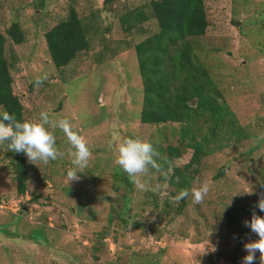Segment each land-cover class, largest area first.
<instances>
[{
  "label": "rangeland",
  "instance_id": "rangeland-1",
  "mask_svg": "<svg viewBox=\"0 0 264 264\" xmlns=\"http://www.w3.org/2000/svg\"><path fill=\"white\" fill-rule=\"evenodd\" d=\"M71 5L88 24L91 46L57 68L44 33ZM103 5V0H0L2 31L13 21L24 30L22 43H6L24 120L38 121L42 111L67 118L92 153L80 181L69 185V145L56 130L65 156L48 165L26 160L27 190L19 194L11 156L0 147V198L6 197L0 203V264H241L243 243L257 239L243 221L250 220L258 195L236 194L251 186L260 193L264 172V0H205L208 26L191 39L193 53L247 136L202 158L190 188L207 180L210 191L200 204L186 198L180 212L174 187L160 172L150 170L142 178L148 190L133 185L128 191L116 178L115 145L129 137L176 144L179 124L139 121L143 84L134 44L148 32H124L117 16L135 8L150 15L148 0ZM143 26L157 30L151 17ZM38 77L47 79L36 86ZM191 155L186 149L171 165L181 167ZM221 165L228 168L215 180ZM149 191L159 201L157 209L149 207Z\"/></svg>",
  "mask_w": 264,
  "mask_h": 264
},
{
  "label": "trees",
  "instance_id": "trees-1",
  "mask_svg": "<svg viewBox=\"0 0 264 264\" xmlns=\"http://www.w3.org/2000/svg\"><path fill=\"white\" fill-rule=\"evenodd\" d=\"M113 1L103 0V6ZM148 6L150 15L142 8H135L127 9L117 17L126 33L148 32L134 44L143 84L139 121L153 125L179 124L176 144L168 142L162 145L150 141L159 153L158 163L165 171L172 169L170 175L161 173L160 177L168 180L177 195L181 190L190 189L191 179L202 158L240 142L247 133L209 70L193 53L191 39L204 35L208 26L205 0H148ZM149 17L154 19L156 31L144 28L143 24ZM44 38L51 61L57 68L89 50L92 40L88 35V24L83 23L73 5L66 17L46 30ZM24 39V30L17 21H13L3 32L0 19V113L6 111L18 120H24V106L13 92L10 71L13 54L8 56L6 43L10 40L13 44H20ZM0 147L11 156L17 193L24 194L28 177L26 156L8 151L7 142ZM186 149H192L190 160L181 167L171 165L172 160L180 157ZM227 168V165H221L213 179L222 178ZM115 171L116 178L122 181L124 187L128 191L133 190L128 176L119 167ZM262 184L264 172L259 186ZM262 191L264 188L261 187ZM5 199L1 197L0 203ZM147 199L152 209L160 206L152 191L147 193ZM186 202L181 200L176 211L180 212ZM98 235L101 238L102 234Z\"/></svg>",
  "mask_w": 264,
  "mask_h": 264
},
{
  "label": "clouds",
  "instance_id": "clouds-1",
  "mask_svg": "<svg viewBox=\"0 0 264 264\" xmlns=\"http://www.w3.org/2000/svg\"><path fill=\"white\" fill-rule=\"evenodd\" d=\"M47 77H38L36 86H40ZM59 130L66 138L68 155L71 157L72 167L67 170L66 179L70 185L79 182L83 170L88 167L92 153L85 139L73 130L71 121L67 118H54L48 112L42 111L38 121L18 120L15 115L8 112L0 113V144L7 142V150L26 156L29 163L38 166L48 165L50 161L62 159L65 152L57 147L55 131ZM115 164L128 176L130 182L141 190H148L143 182L144 177L155 170L167 176L168 171L158 163L159 153L153 144L141 138H125L114 147ZM264 188V184L261 185ZM210 191L207 180L195 181L190 189L181 190L175 200L177 202L192 198L195 204L203 203ZM258 195L253 206L251 218L243 221L245 227L255 234L257 239H250L243 243L246 255L241 264H264V191L256 193L253 186L247 191L236 195ZM259 253V256H257Z\"/></svg>",
  "mask_w": 264,
  "mask_h": 264
},
{
  "label": "built area",
  "instance_id": "built-area-1",
  "mask_svg": "<svg viewBox=\"0 0 264 264\" xmlns=\"http://www.w3.org/2000/svg\"><path fill=\"white\" fill-rule=\"evenodd\" d=\"M1 203H4V202H1ZM0 206H2V205H0Z\"/></svg>",
  "mask_w": 264,
  "mask_h": 264
}]
</instances>
